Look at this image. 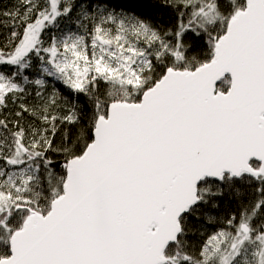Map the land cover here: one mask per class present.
<instances>
[{
    "label": "snow or ice",
    "instance_id": "6c2138e0",
    "mask_svg": "<svg viewBox=\"0 0 264 264\" xmlns=\"http://www.w3.org/2000/svg\"><path fill=\"white\" fill-rule=\"evenodd\" d=\"M143 2L0 8V264H264V0Z\"/></svg>",
    "mask_w": 264,
    "mask_h": 264
},
{
    "label": "trees",
    "instance_id": "16d2710c",
    "mask_svg": "<svg viewBox=\"0 0 264 264\" xmlns=\"http://www.w3.org/2000/svg\"><path fill=\"white\" fill-rule=\"evenodd\" d=\"M13 2L14 0H0V8H2L5 5L11 6ZM133 2L137 4L136 10L138 14L150 16L153 19L154 23H158V24L162 23L165 26H168L169 24L174 23V21L171 19L173 15L172 13H165L163 11L154 10L148 7L147 4L143 2V0H133ZM69 27H74V26L69 25ZM52 83L56 84V86L60 88L61 92L67 95L68 90L63 85L55 81H53ZM244 193H245L246 200L253 198L252 189L245 188ZM218 202L220 204V208L213 210L214 213L218 215H223L225 211L228 210L229 208L234 210L236 207L235 201L231 199L229 193H226L224 197L219 199ZM208 231L209 232L212 231V228L209 227Z\"/></svg>",
    "mask_w": 264,
    "mask_h": 264
}]
</instances>
